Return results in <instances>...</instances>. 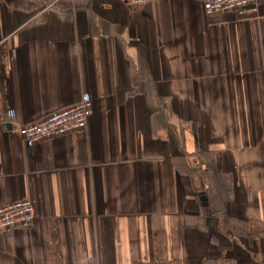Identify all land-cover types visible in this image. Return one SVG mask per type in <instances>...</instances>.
Masks as SVG:
<instances>
[{"label": "crops", "instance_id": "crops-1", "mask_svg": "<svg viewBox=\"0 0 264 264\" xmlns=\"http://www.w3.org/2000/svg\"><path fill=\"white\" fill-rule=\"evenodd\" d=\"M84 98V130L20 135ZM24 198L0 264H264V0H0V206Z\"/></svg>", "mask_w": 264, "mask_h": 264}, {"label": "built area", "instance_id": "built-area-1", "mask_svg": "<svg viewBox=\"0 0 264 264\" xmlns=\"http://www.w3.org/2000/svg\"><path fill=\"white\" fill-rule=\"evenodd\" d=\"M144 5L149 2L163 0H126ZM203 5L207 13L216 11H236L243 14L248 8L257 12L263 0H194ZM92 111V101L88 98L80 102L55 110L45 117L32 122L19 124L17 129L24 140L35 144L41 140L66 135L84 130ZM35 218V210L29 198L17 200L0 206V229L12 234L19 224L30 225Z\"/></svg>", "mask_w": 264, "mask_h": 264}, {"label": "water", "instance_id": "water-1", "mask_svg": "<svg viewBox=\"0 0 264 264\" xmlns=\"http://www.w3.org/2000/svg\"><path fill=\"white\" fill-rule=\"evenodd\" d=\"M201 199H202L203 201H206V200H207V196H206V195H203V196L201 197Z\"/></svg>", "mask_w": 264, "mask_h": 264}]
</instances>
